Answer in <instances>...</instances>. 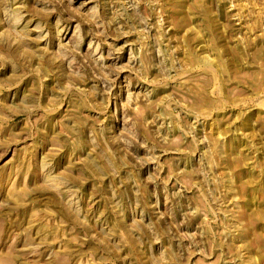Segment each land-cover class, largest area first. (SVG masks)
<instances>
[{
	"label": "rangeland",
	"instance_id": "obj_1",
	"mask_svg": "<svg viewBox=\"0 0 264 264\" xmlns=\"http://www.w3.org/2000/svg\"><path fill=\"white\" fill-rule=\"evenodd\" d=\"M0 264H264V0H0Z\"/></svg>",
	"mask_w": 264,
	"mask_h": 264
}]
</instances>
